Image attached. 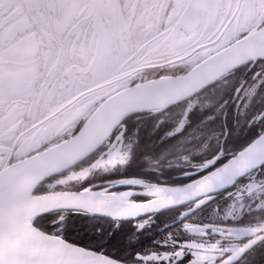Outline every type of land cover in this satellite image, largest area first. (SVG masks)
Returning a JSON list of instances; mask_svg holds the SVG:
<instances>
[{"label":"snow or ice","instance_id":"6c2138e0","mask_svg":"<svg viewBox=\"0 0 264 264\" xmlns=\"http://www.w3.org/2000/svg\"><path fill=\"white\" fill-rule=\"evenodd\" d=\"M0 264H264V0H0Z\"/></svg>","mask_w":264,"mask_h":264},{"label":"flooded vegetation","instance_id":"af4514ba","mask_svg":"<svg viewBox=\"0 0 264 264\" xmlns=\"http://www.w3.org/2000/svg\"><path fill=\"white\" fill-rule=\"evenodd\" d=\"M216 119L219 120V117H217ZM209 124H213V122H209ZM250 134H251L250 132L245 133L246 136H247V135H250ZM200 158H201V157L198 156V155H194V156L192 157L193 160H199ZM167 171H168L169 173H171L172 176H173L175 179H182V180H185V181L188 179L187 177H179V176H177V175H176V172L178 171L177 169L170 168V169H168ZM223 191H225V189L220 190V193L222 194ZM143 239H144V242L147 243V242L150 241L151 237H149V236H145Z\"/></svg>","mask_w":264,"mask_h":264},{"label":"water","instance_id":"95a60500","mask_svg":"<svg viewBox=\"0 0 264 264\" xmlns=\"http://www.w3.org/2000/svg\"><path fill=\"white\" fill-rule=\"evenodd\" d=\"M222 190V189H221ZM220 191V190H219Z\"/></svg>","mask_w":264,"mask_h":264}]
</instances>
